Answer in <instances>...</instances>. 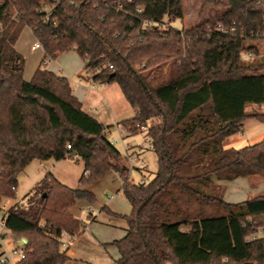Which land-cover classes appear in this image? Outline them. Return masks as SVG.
I'll return each instance as SVG.
<instances>
[{
  "label": "trees",
  "instance_id": "1",
  "mask_svg": "<svg viewBox=\"0 0 264 264\" xmlns=\"http://www.w3.org/2000/svg\"><path fill=\"white\" fill-rule=\"evenodd\" d=\"M225 7L188 28L183 0H0V211L5 227L25 240L19 264H66L62 237L85 228L71 207L93 201L89 186L117 171L132 206L126 234L111 242L116 264H264V192L231 203L218 181L259 176L264 181V139L242 149L227 146L248 118L247 105L264 104V56L244 62L256 48L249 35L264 32V0H207ZM140 10V11H139ZM144 20L155 23L144 27ZM218 23L235 28L216 29ZM29 27L44 49L31 79L16 43ZM75 50L94 81L117 83L136 114L122 120L144 130L158 169L145 182L130 179L125 155L106 126L84 110L66 76L50 60ZM172 64L175 73L154 80ZM110 65H113L111 68ZM79 156L78 187L52 173L17 200L18 176L34 159ZM119 216L118 214H115Z\"/></svg>",
  "mask_w": 264,
  "mask_h": 264
},
{
  "label": "rangeland",
  "instance_id": "2",
  "mask_svg": "<svg viewBox=\"0 0 264 264\" xmlns=\"http://www.w3.org/2000/svg\"><path fill=\"white\" fill-rule=\"evenodd\" d=\"M183 4L185 9V16L183 18H174L172 16L167 18V22H169L170 25H173L174 27L179 29L191 27L207 19L211 15L225 10V7L214 6L207 0H183ZM32 42H34V37L26 27L20 35V43L21 45L24 44L23 46L26 54H22L26 58L25 76H27V78L29 77V79H31L33 76H29L30 72H32L34 69L33 67H36L39 63V61L37 62V60L39 58L38 55L40 54V49H37L36 51L31 49ZM25 46H27L29 49L28 53L27 50H25ZM65 53H68V55H64ZM73 54H77L79 56V54L75 50H70L61 53L55 59L50 60L48 68L52 69L60 76H66L67 72L65 70V67L71 66V62H73L71 56H74ZM63 55L64 57H62ZM43 57L44 55L42 56V58H40V61L43 59ZM65 57L67 59H64ZM61 61H65L66 65L63 66V63H61ZM244 62L247 61L244 60ZM164 71L165 72L163 74L159 75L157 79L154 80L155 83H159L163 80H166L171 77V74L175 73L172 64H168V66L165 67ZM70 79L73 81L74 76ZM70 79L69 81H71ZM114 85L117 86L116 83H114ZM124 100L125 102H127V104H129L126 99ZM129 108L130 109L124 115L121 116V120L130 118L134 115L135 110L131 107ZM247 111L251 113H258L261 112V108L257 104L249 103L247 105ZM113 123L114 126H112V128H115L112 130L111 133H109V139L111 141H114L115 145L125 155L128 144L134 142L135 138H122L123 136H127L126 134L124 135L121 132L122 126L118 127L115 122ZM139 133L145 134L146 132L142 130ZM142 138L143 141H149L147 137H140L141 140ZM263 139L264 121H260L255 118H248L246 121H244L242 131L239 134L227 138V146H233L237 149H242L247 145L255 144L257 142L262 141ZM124 162H127V167L130 168V179L135 182H140L142 179H145L146 181L151 179L158 169L157 156L151 150H146L144 153L138 156L137 160H130L128 157H125ZM143 164L147 165L146 171H141L137 168V166L142 167ZM48 171L53 172L54 175L59 178V180H61L63 183H67L68 186L78 187L79 179L84 171V162L79 156H74L72 158L62 159L59 161L49 159L45 162L34 159L24 168L23 171L20 172L18 176L19 182L18 189L16 192L17 200L23 199L25 195L35 185V183L41 178H43L45 173ZM117 174L118 173H116L115 171H109L104 177L91 184L92 186L90 185V189L93 191L95 199L93 201L82 199L81 202L76 203L75 206L77 208L74 206L75 209H78V217H80V219H83V221H85L87 224L91 223L92 219L91 217H89L90 215L88 214L90 207L95 210L94 215H100L99 219L101 221L112 224L104 227L100 225L102 228H104V230H102L101 232V235L105 236L108 240H112L111 242L115 240L114 238H121V235H123V228L127 227V221L123 216L129 215L132 211V206L123 194V192L118 191L112 192L109 195H103L106 190L104 188L107 183L106 181L112 180L113 177H118L119 175ZM255 178H257L259 181L261 180L259 176H256ZM118 179L121 180L120 178ZM110 196H114L113 199H111L112 197L110 198ZM10 203L11 201L7 200L5 204L6 206H8ZM105 203L109 204L114 211L118 212V218L112 217L105 211L99 212V205H103ZM2 216L3 211H0V218ZM21 239L25 240L22 236L15 235L11 230H9L0 223V242L2 244V246H0V252L2 251L3 247L11 248L12 246L17 245L18 241H20ZM114 248L115 246L112 248V250H110L109 253H107L101 248L95 247L90 242L79 241L75 245H73L71 252H67L69 255L76 254V257H83L93 264H115L113 257L117 252L114 250ZM83 264L88 263L84 262ZM168 264L173 263L170 262Z\"/></svg>",
  "mask_w": 264,
  "mask_h": 264
},
{
  "label": "crops",
  "instance_id": "3",
  "mask_svg": "<svg viewBox=\"0 0 264 264\" xmlns=\"http://www.w3.org/2000/svg\"><path fill=\"white\" fill-rule=\"evenodd\" d=\"M27 29L30 31V33H32V35L34 37V42L31 43V49H33L34 51H36L37 49H40V52H39L40 54L38 53L39 58L37 60V62L39 61V63L37 64L36 67H33L34 68L33 71L30 72V74H29V76H32L41 63L40 58H42V56L44 55V49L42 46L36 47V44L38 43V41H37L33 31L31 30V28L27 27ZM21 43H20V37H19V39L16 43V47L20 52L26 54V52L24 51V46H23L24 44L21 45ZM25 50H27V53H28L29 49L27 46H25ZM64 55H68V53H65ZM64 55L62 57H64ZM73 55L74 56H71L72 61H73V62H71V66L65 67V70L67 72L66 76L69 79L73 78V76H74V80L72 81L70 79L71 80L70 83H71V86H72V89H73L75 95L82 102L84 110L86 112H88L89 114L93 115L94 117H96L104 125L110 126V128L108 129V133H107L108 138H109V133H111L112 130L115 128V127L112 128V126H114L113 122H115V124L118 127L122 126L121 132L124 135L125 134L127 135V136H123L122 138H125V137H134L135 138L134 142L128 144L127 150L125 152V156L128 157L130 160H133L132 158H134L135 156H137V158H138V156L141 155L142 153H144L146 150L153 151L150 148L149 141L146 142V141H143V138H142V140L140 139V137L146 138V133L145 134L139 133L141 131H138L136 133H131L121 124V122H122V120L120 119V118H122L121 116L124 115L130 109L129 107L133 108L130 105V103L127 104V102H125L124 99H126V97H125L121 87L117 83H116L117 84V86H116V85H114V83L106 84V83H99V82L94 81L90 72H88L85 68L84 60L80 56H78L77 54H73ZM64 59H67V58L65 57ZM61 63H63L62 64L63 66L66 65L65 61H63V62L61 61ZM48 66H49V63H48ZM25 72H26V67H25ZM25 72H24V76H25ZM25 78H27V76H25ZM27 79H29V77ZM98 104H99V107H98ZM135 114H136V111H135L134 115ZM109 115H111V116H109ZM68 158H72V157H68ZM68 158H66V159H68ZM37 160H39V159H37ZM48 160L49 159L39 160V161L45 162ZM55 161H57V160H55ZM124 165L127 166V162H124ZM137 168L140 169L141 171H146L147 165L143 164L142 167L137 166ZM84 171H85V168H84ZM84 171H83V174H84ZM115 172L118 173L117 171H115ZM49 173H52L54 175L53 172L48 171L45 173L43 178ZM117 175H119V173ZM54 176H56V175H54ZM255 177L256 176H253V177L240 176V177H237L233 180H220V181H218L222 186H224V199L228 202H231V203H237V202L244 201V200H246L249 197H252L254 195L263 193L264 192V181H262V180L259 181ZM118 178H120V177L119 176L113 177L112 180L106 181L107 183L104 186V188L106 190H105L103 195H106V194L109 195L112 192H118V191L122 192L121 191L122 181L119 180ZM257 181H259V182H257ZM65 184L67 185V183H65ZM91 186H89V189L91 188ZM17 189H18V187H17ZM113 197L114 196H110L111 199H113ZM81 200H77V202H81ZM76 203L71 207V212L75 217L80 218V217H78V214H77L78 209H75ZM99 207H100L99 212L105 211L107 214L111 215L112 217H116V218L119 217V216L115 215V214H118V212L114 211L110 207L109 204H107V203H105L103 205L100 204ZM94 213H95V210L92 207H90L88 214L90 215L89 217L92 218L91 223L87 224L84 221L85 228L83 229V232L80 235H75V236H69L67 234L63 235L62 240L64 243V247L67 249L68 252L69 251L71 252L73 245H75L79 241L80 242L81 241L90 242L95 247L101 248L103 251H106L107 253H109L110 250H112V248L114 247V245L111 244L112 240H108L105 236L101 235L102 230H104V228H102V227L112 225V224L101 221L99 219L100 215H94ZM122 233H123V235H121V237L126 234V228L125 227L123 228ZM118 238L120 239V237H118ZM114 239L116 240V238H114ZM114 250L117 252V253H115V255L113 257L114 263L116 264V260L120 257V254H119V251L116 247L114 248ZM70 256H71V259L67 262L68 264H70V263H72V264H83L84 262H86L88 264H93L83 257H76V254H73Z\"/></svg>",
  "mask_w": 264,
  "mask_h": 264
},
{
  "label": "built area",
  "instance_id": "4",
  "mask_svg": "<svg viewBox=\"0 0 264 264\" xmlns=\"http://www.w3.org/2000/svg\"><path fill=\"white\" fill-rule=\"evenodd\" d=\"M140 11V10H139ZM155 22L153 20H144L143 26L147 27ZM216 29L222 33H233L235 32V28L230 25H225L223 23H218L216 25ZM251 40H254L257 42L256 48H250L243 51V60H253L255 58H259L261 56H264V32H256L251 35H249ZM41 46L40 43L36 44V47ZM112 68L113 65H110ZM261 112L264 113V104L260 105ZM106 133H108V129H106ZM112 144H115L114 141H111ZM133 160H137V157L132 158ZM88 171H85V174L88 175ZM145 179H142L141 182H145ZM14 189L17 192V188L14 187ZM92 210V209H91ZM3 216L0 218V223L5 226V217H6V211L7 206L6 204L3 205L2 210ZM264 237V226H257L255 229V232L248 237V241H251L255 238ZM26 240H20L18 241V244L15 246H12L11 248L3 247L2 251L0 252V264H19L21 260H23L26 257V248H25ZM0 246H2L0 242Z\"/></svg>",
  "mask_w": 264,
  "mask_h": 264
}]
</instances>
